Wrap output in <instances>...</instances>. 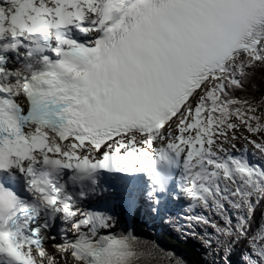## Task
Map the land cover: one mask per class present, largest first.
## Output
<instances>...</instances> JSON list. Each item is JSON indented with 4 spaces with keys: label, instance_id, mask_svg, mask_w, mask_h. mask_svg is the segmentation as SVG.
Masks as SVG:
<instances>
[{
    "label": "snow or ice",
    "instance_id": "snow-or-ice-1",
    "mask_svg": "<svg viewBox=\"0 0 264 264\" xmlns=\"http://www.w3.org/2000/svg\"><path fill=\"white\" fill-rule=\"evenodd\" d=\"M264 0H0V264H264Z\"/></svg>",
    "mask_w": 264,
    "mask_h": 264
},
{
    "label": "trees",
    "instance_id": "trees-1",
    "mask_svg": "<svg viewBox=\"0 0 264 264\" xmlns=\"http://www.w3.org/2000/svg\"><path fill=\"white\" fill-rule=\"evenodd\" d=\"M264 94V78L261 77L259 71L257 72V75L255 79L250 83L249 92L248 95H255L257 97ZM194 258L193 264H204V262H200V259L197 258L196 255L191 254Z\"/></svg>",
    "mask_w": 264,
    "mask_h": 264
},
{
    "label": "bare ground",
    "instance_id": "bare-ground-1",
    "mask_svg": "<svg viewBox=\"0 0 264 264\" xmlns=\"http://www.w3.org/2000/svg\"><path fill=\"white\" fill-rule=\"evenodd\" d=\"M182 253L186 254L187 253V249L186 248H182Z\"/></svg>",
    "mask_w": 264,
    "mask_h": 264
},
{
    "label": "rangeland",
    "instance_id": "rangeland-1",
    "mask_svg": "<svg viewBox=\"0 0 264 264\" xmlns=\"http://www.w3.org/2000/svg\"><path fill=\"white\" fill-rule=\"evenodd\" d=\"M197 233H198V234H203L202 232L200 233V230H199V232L197 231ZM182 248H186V247H182Z\"/></svg>",
    "mask_w": 264,
    "mask_h": 264
}]
</instances>
